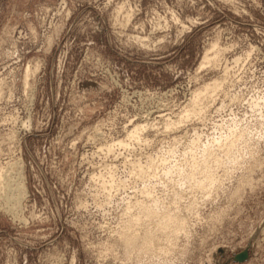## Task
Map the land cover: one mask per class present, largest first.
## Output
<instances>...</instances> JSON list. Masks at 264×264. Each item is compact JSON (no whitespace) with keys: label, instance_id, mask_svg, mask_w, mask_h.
Returning a JSON list of instances; mask_svg holds the SVG:
<instances>
[{"label":"rangeland","instance_id":"1","mask_svg":"<svg viewBox=\"0 0 264 264\" xmlns=\"http://www.w3.org/2000/svg\"><path fill=\"white\" fill-rule=\"evenodd\" d=\"M0 172V264H264V0H0Z\"/></svg>","mask_w":264,"mask_h":264},{"label":"bare ground","instance_id":"2","mask_svg":"<svg viewBox=\"0 0 264 264\" xmlns=\"http://www.w3.org/2000/svg\"><path fill=\"white\" fill-rule=\"evenodd\" d=\"M205 59H206V61H208V62H210V58L208 57V56H206L205 57ZM206 61H204V62H206ZM218 83L217 82H215V83H213V84H208L204 89H205V91L206 92H210V91H213V90H215V88L218 86L217 85ZM201 95H203V93L202 92H198V93H196L195 94V96H194V100L196 101ZM196 109H194V111H195ZM197 111V110H196ZM187 113H188V111H187ZM184 117H185V115H184ZM183 117V118H184ZM186 117L188 118V114L186 115ZM139 127H141V126H139ZM138 127V128H139ZM139 130V129H138ZM97 132V131H96ZM104 133V132H103ZM133 133V135H131V136H133V138L136 136V135H134V134H138V131H137V129L134 131V132H132ZM136 138H138V137H136ZM135 140V139H134ZM117 141V140H116ZM115 141V142H116ZM131 141V140H130ZM128 142V141H127ZM120 143H121V141H120ZM119 143V144H120ZM122 143H123V141H122ZM125 143V142H124ZM123 143V144H124ZM126 144V143H125ZM113 146V145H112ZM10 166V165H9ZM22 166V165H21ZM13 167V166H12ZM16 167V166H15ZM6 168V167H5ZM14 168V167H13ZM8 170V169H7ZM1 173V172H0ZM4 173V172H3ZM12 175V174H11ZM7 178V177H6ZM10 179V178H9ZM13 180V179H12ZM17 180V179H16ZM11 182V181H10ZM9 184V183H8ZM20 185H21V183H20ZM19 184H18V186L17 187H13L12 185H9L8 186V189L10 190V194L12 195L10 198L8 197V199H10V200H19V198L21 197V193H22V191H23V187H22V185L20 186ZM5 187H7V186H5ZM14 193V194H13ZM13 198V199H12ZM9 206V205H8ZM16 208V207H15ZM19 209V208H18ZM147 210H148V207H147ZM149 212V211H148ZM138 220H139V218H138ZM169 221H171V220H169L168 218L166 219V220H163V222H161L160 224H159V226H158V229H164L165 230V228L167 229V226H168V224H169ZM137 224V223H136ZM157 229V228H156ZM126 241H127V243H132V242H134V240H133V238H126Z\"/></svg>","mask_w":264,"mask_h":264},{"label":"water","instance_id":"3","mask_svg":"<svg viewBox=\"0 0 264 264\" xmlns=\"http://www.w3.org/2000/svg\"><path fill=\"white\" fill-rule=\"evenodd\" d=\"M248 257H249V254H248V251L246 250L242 254L238 255L235 260L238 262H243L247 260Z\"/></svg>","mask_w":264,"mask_h":264}]
</instances>
